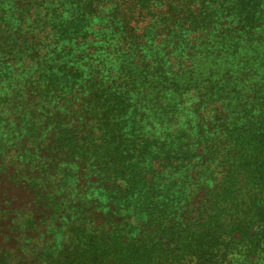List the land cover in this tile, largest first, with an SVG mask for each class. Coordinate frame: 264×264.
Here are the masks:
<instances>
[{"label":"trees","instance_id":"1","mask_svg":"<svg viewBox=\"0 0 264 264\" xmlns=\"http://www.w3.org/2000/svg\"><path fill=\"white\" fill-rule=\"evenodd\" d=\"M0 264H264V0H0Z\"/></svg>","mask_w":264,"mask_h":264}]
</instances>
